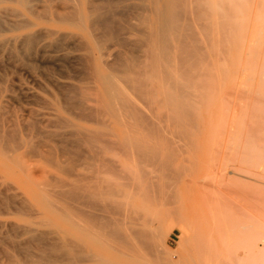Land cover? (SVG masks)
Returning a JSON list of instances; mask_svg holds the SVG:
<instances>
[{
	"label": "rangeland",
	"instance_id": "374dc122",
	"mask_svg": "<svg viewBox=\"0 0 264 264\" xmlns=\"http://www.w3.org/2000/svg\"><path fill=\"white\" fill-rule=\"evenodd\" d=\"M26 1L0 0V264H261L264 0H236L242 5L227 0L230 12L226 0H199L202 9L208 5L209 14L205 8L200 12L212 16L214 24L212 17L209 21L202 14L200 20L195 12L187 19L201 26V34L218 26L222 31L226 25L227 33L221 34L228 47L215 37L219 31L213 30L218 34L212 32L207 45L202 43L208 34L196 32L201 42L197 39V45L210 49L201 48V54L205 50L210 55L194 57L207 56L202 62L191 57L187 62L179 55L183 64L177 62L176 52L169 53L173 60L163 52L162 59L157 58L163 45L149 35L157 27L156 14L149 9L153 0L145 1V11L139 8L141 0ZM96 7L109 10L108 26L91 24L100 12ZM233 8L237 13L228 16ZM216 11L223 13L219 12L221 19ZM64 16L68 19L62 20ZM26 34L35 37L30 45L19 42ZM179 39L180 35L175 41ZM178 41L173 44L182 42ZM214 57H220L217 64L211 63ZM160 66L168 69H163L165 75ZM182 69L192 71L185 75ZM109 73L120 75L124 89L130 79L140 82L145 91L141 98L146 100L142 103L153 109L138 104L136 91L116 99L110 95L104 80ZM176 77L188 89L182 86L184 100L177 96L186 111L190 108L188 114L192 111L189 117L182 111L183 117H192L182 118L184 123L181 100L174 95L175 104L171 99L169 82L174 87ZM171 117L181 122L172 123ZM233 145L239 147L234 150ZM127 230L143 238L135 243L139 253L135 247L137 254L130 251L129 256L127 250L133 246L119 249L111 235ZM253 244L263 250L259 256L252 254ZM92 252L93 262L79 263L80 254L85 258Z\"/></svg>",
	"mask_w": 264,
	"mask_h": 264
},
{
	"label": "bare ground",
	"instance_id": "6f19581e",
	"mask_svg": "<svg viewBox=\"0 0 264 264\" xmlns=\"http://www.w3.org/2000/svg\"><path fill=\"white\" fill-rule=\"evenodd\" d=\"M142 1V4H140L141 6L139 7V8H143V11H145V9H147L146 7H147V5H146V0H141ZM146 1V2H145ZM210 1V0H209ZM212 1H214V0H212ZM217 1V0H216ZM219 1V0H218ZM225 1V0H224ZM232 1H234V0H231V2ZM252 1V0H251ZM150 2V1H149ZM192 2H195V6L192 4ZM221 2L222 1H220V4H221ZM226 2H227V0L224 2L225 3V7H226ZM231 2H230V6H231ZM234 2H237L236 0L234 1ZM233 2V3H234ZM239 2H241V1H239ZM239 2H237V3H239ZM246 2V1H245ZM247 2H248V0H247ZM254 2V1H253ZM19 3H21V4H27V1L26 0H19ZM152 8H150L149 7V9H151V10H154V13L156 14V21H157V27L155 28V30H153L152 31V29H151V34H149V35H151V36H153V38H156L155 39V42H156V40L158 41V45H160V44H162L163 45V47H162V50L163 51H161V52H159V53H161V55H159V53H158V56H157V58L159 59V60H161L160 58H159V56H163V54H164V56H167L166 54H171L172 52H174V53H172L173 55L175 54V52L177 53V55L179 56V55H181L182 57H184L183 59L186 61V60H188L190 57H191V59H193L194 57H199V56H201V55H204L203 53H205V50H206V48H207V46L206 47H204V48H202L203 46L202 45H200L201 44V42L199 41L200 40V38L198 39V38H195L196 37V35H198V34H196V32L198 33V32H200V34H201V30L202 29H200L201 28V26L200 25H198L197 23H195V25L191 22V20L189 21V19H187L188 17H186L187 16V14L188 15H190L189 17H194V15H193V13L192 12H195V16L196 17H199V19L201 20V18L202 17H206V15H205V13H203V12H200V10H203L204 8L206 9V7H208V5H206L203 9H202V7L204 6V3H201L199 0H166V1H159V0H153L152 2ZM218 3V2H217ZM243 3V2H242ZM210 4H211V2H210ZM236 4V3H235ZM240 5H242L241 3H239ZM247 4V3H246ZM76 5H78V4H76ZM224 5V4H223ZM211 6H213L212 8L215 10V5H210V7ZM236 6V5H235ZM247 6V5H246ZM249 6V5H248ZM253 6V5H252ZM252 6H250V7H252ZM227 7H229V5L227 4ZM226 7V8H227ZM234 7V6H233ZM241 7V6H240ZM132 8V7H131ZM190 8H194V11H190L189 9ZM244 8V7H243ZM246 8H248V7H246ZM100 9V12H97V14L92 18V19H90V21H91V24L92 25H98V26H108L109 24H110V22H109V19L107 18V14L106 13H108L109 12V10L106 8V9H102V8H100V7H96V11L97 10H99ZM229 9V10H228ZM227 9V11H229L230 12V9H231V7H229ZM188 10H189V12H188ZM192 10V9H191ZM244 10V9H243ZM218 11V10H217ZM216 11V12H217ZM225 11V10H224ZM234 11H236L234 8H233V11L231 10V12H232V14L231 13H229L228 14V16L229 15H232L233 16V12ZM153 12V11H152ZM204 12H206V14H209V11L207 12V9L206 10H204ZM210 12H211V10H210ZM220 13H222L221 11H219ZM219 12H217L218 14H217V16L218 15H220V13ZM226 12V11H225ZM212 13V12H211ZM210 13V14H211ZM236 13H237V11H236ZM251 13V12H250ZM202 14H204L205 16H202ZM223 14V13H222ZM227 14V13H226ZM81 15V14H80ZM202 17H201V16ZM211 15H213V16H215V14H211ZM251 15V14H250ZM77 16H79V15H77ZM231 16V17H232ZM235 16V15H234ZM201 17V18H200ZM209 17V18H208ZM208 17H206V20L207 19H209V21H210V18L212 17V16H208ZM219 17V16H218ZM222 17V16H221ZM149 18V17H148ZM190 18V19H191ZM220 18V17H219ZM234 18V17H233ZM65 19H68V17L67 16H64L63 18H62V20H65ZM79 19H80V16H79ZM78 19V20H79ZM82 19L83 18H81V21H82ZM115 19V18H114ZM146 19V18H145ZM221 19V18H220ZM25 20V19H24ZM186 20H188V21H186ZM215 23L216 22H218L217 21V19H216V16H215ZM223 20V19H222ZM221 20V21H222ZM248 20V19H247ZM203 21H204V18H203ZM224 21H226V20H224ZM1 22V21H0ZM212 22H213V24H214V21H213V17H212ZM231 22H232V20H231ZM236 22V21H235ZM234 22V23H235ZM114 23V22H113ZM116 23V22H115ZM141 23V22H140ZM149 23H151V22H149ZM205 23H206V21H205ZM211 23V22H210ZM227 23H229V21L228 22H224L223 24H227ZM233 23V22H232ZM209 23L207 22V25H208ZM213 24H211V28H213L214 26H213ZM236 24V23H235ZM252 24H253V22H252ZM84 25V24H83ZM227 25H229V24H227ZM245 25V24H244ZM249 25V24H248ZM82 26V25H81ZM114 26V25H113ZM150 26V25H149ZM192 26H194V27H192ZM209 26V25H208ZM218 26V25H217ZM225 27L223 28L224 30H226V31H224V30H218L219 32H220V34H218V33H216V32H218L216 29H218L219 28V26L217 27V28H214V29H212V31H211V29H210V26H209V31H211V33L213 32V30H216V32L214 31L212 34H213V36H214V34H218V35H215V37L216 38H220V41L221 42H224L223 40H224V36H222V34H221V32L223 33V31L224 32H226L227 33V27H226V25H224ZM232 26H233V24H232ZM194 28V30H192ZM236 28V27H235ZM154 29V28H153ZM200 29V30H199ZM187 31L188 32V30H190V32L187 34L186 32V34H184V31ZM196 30H198V31H196ZM236 30V29H235ZM264 30V29H263ZM193 33H192V32ZM204 31V30H203ZM231 31V30H230ZM237 31V30H236ZM235 31V32H236ZM239 31V30H238ZM243 31V30H242ZM244 31H245V29H244ZM247 31V30H246ZM253 31V30H252ZM255 31H257V30H255ZM208 32V31H207ZM202 33L201 34V36L203 37L205 34H208V35H211V33L210 32H208V33ZM263 32V31H262ZM261 32V33H262ZM242 33H244V32H242ZM246 33V32H245ZM244 33V34H245ZM196 34V35H195ZM243 34V36H245V35H247V34H245L244 35ZM256 34V33H255ZM25 35V34H24ZM181 36L182 37V39H179V41L178 40H176L175 41V39H178V36ZM207 35V37L206 36H204L203 37V40H205L206 39V41H203V42H205V43H202V44H204V45H207V41H209L210 39V37H212V35L211 36H208ZM219 35H221L220 37H219ZM237 35V34H236ZM241 35V34H240ZM200 36V37H201ZM218 36V37H217ZM262 36V35H261ZM100 37V36H99ZM213 38V39H215L214 41L216 42V45H217V43H220V42H217L218 40L216 39V38ZM223 39H222V38ZM237 37H238V35H237ZM242 37V36H241ZM34 36L33 35H27L26 34V36H24L23 37V39L21 40L20 39V41L19 42H22L23 41V43H25V45L26 44H31L32 43V41L34 40ZM205 38V39H204ZM207 38H208V40H207ZM230 38V37H229ZM245 38V37H244ZM243 38V39H244ZM174 41H173V40ZM198 39V40H197ZM227 39H228V37H227ZM227 39H225V40H227ZM239 39V38H238ZM237 39V40H238ZM242 39V38H241ZM249 39V38H248ZM173 42H172V41ZM188 40V41H187ZM196 40L197 41H199L200 42V44H198L197 45V43H196ZM217 40V41H216ZM240 40V39H239ZM180 42V41H182L181 43H178V44H176V45H174L173 43H175V42ZM212 42H213V40H211ZM243 42H244V40H242ZM211 42V43H212ZM215 42H213V45H214V43ZM196 43V44H195ZM225 43V42H224ZM251 43V42H250ZM222 44V43H221ZM221 44H219L220 46H221ZM237 44H238V42H237ZM225 45H226V43H225ZM200 46H202L201 48L202 49H205L203 52H202V54H201V48H200ZM220 46H217V47H219V48H222V47H220ZM224 46V45H223ZM227 46V45H226ZM226 46H224V47H226ZM223 47V48H224ZM228 47V46H227ZM242 47V46H241ZM30 48V47H29ZM159 48V47H158ZM232 48V47H231ZM256 48V47H255ZM254 48V49H255ZM209 49V48H208ZM239 49V48H238ZM210 50V49H209ZM209 50H206V52H208ZM215 50V49H214ZM221 50H223V49H221ZM226 51H227V49H225ZM256 50V49H255ZM260 50H261V46H259V51L258 52H260ZM212 51V50H211ZM245 51H246V49H245ZM253 51V50H252ZM162 52H163V54H162ZM257 52V53H258ZM151 53V52H150ZM222 53H225L224 51L222 52ZM254 53H255V51H254ZM256 53V54H257ZM170 54L168 55L169 56V58H170V60L172 59L173 60V58H171V56H170ZM206 55H210V53H205ZM213 54V53H212ZM242 54V53H241ZM256 54H255V56H256ZM260 54V53H259ZM215 55H217V54H215ZM153 56H156V55H153ZM167 56V57H168ZM178 56H176V59H177V62L179 63V61H180V63L181 64H183V63H185V62H181V60H183L182 59V57H178ZM149 57H151L150 55H149ZM209 57V56H208ZM252 57H253V55H252ZM152 58V57H151ZM154 58V60H152V59H150V60H152V61H154V62H156V57H153ZM185 58H187V59H185ZM205 58H207V56L206 57H204V58H201L202 60L204 59V60H206ZM216 58L217 57H214V59L213 58H211L212 59V62H211V60H209V59H207V60H209L211 63H214V62H216L217 60H216ZM220 57H218L217 59H219ZM222 58V57H221ZM157 59V60H158ZM163 59H165V58H163ZM168 59V58H167ZM197 59H200V58H197ZM196 58H194V60H197ZM201 59H200V62H202L201 61ZM256 58H254V60H255ZM183 60V61H184ZM203 60V61H204ZM215 60V61H214ZM253 60V62H255V61H257V60H255L254 61ZM152 61H151V64H152ZM191 62V60H188L187 62ZM193 61V60H192ZM209 61H207V62H209ZM248 61V60H247ZM250 61V60H249ZM153 62V65H157L156 63H154ZM174 62H175V60H174ZM199 62V61H198ZM198 62L197 61H195V63H197L198 64ZM258 62V61H257ZM195 63L193 62L192 64L195 66ZM147 64V63H146ZM149 64V63H148ZM147 64V65H148ZM150 64V65H151ZM167 64V63H166ZM196 64V65H197ZM216 64H217V62H216ZM160 65V64H159ZM170 66H171V64H169ZM189 65V64H188ZM200 64H198V66H199ZM207 65H210V63H208ZM215 65V64H214ZM254 65H256L255 63H254ZM253 65V66H254ZM219 66V65H218ZM239 66V65H238ZM237 66V67H238ZM257 66V65H256ZM260 66H261V64H260ZM154 67V66H153ZM159 66H156V68H158ZM168 67V66H167ZM189 67H191V65L189 66ZM216 68L215 69H219V67L217 68V65L215 66ZM221 67V66H220ZM240 67V66H239ZM238 67V68H239ZM249 67H251V65L249 66ZM140 68H142V67H140ZM150 68V67H149ZM160 68H161V66H160ZM159 68V69H160ZM208 68V67H207ZM210 68V67H209ZM211 68H213V67H211ZM222 68V67H221ZM220 68V69H221ZM248 68V67H247ZM148 69V68H147ZM164 69V66H163V68H161L160 69V71L162 70L163 72H161V73H164V70L165 69H167L166 68V66H165V69ZM169 69H170V67H169ZM249 69V68H248ZM173 70V69H172ZM182 70H184V69H182ZM203 70H205V69H203ZM222 70H223V68H222ZM221 70V71H222ZM238 70H242L243 71V69L241 68H239ZM253 70H255V67H254V69ZM257 70V69H256ZM150 71V70H149ZM160 71H159V73H160ZM167 71H168V69H167ZM188 71H192L191 69L190 70H186V72H185V70H184V72H183V74H187V73H189ZM146 72H148V71H146ZM174 72H176V71H174ZM173 72V73H174ZM193 72H195V71H193ZM198 72V70H196V73ZM208 72H210V71H205V73H208ZM216 72V71H215ZM214 72V73H215ZM264 72V71H263ZM133 73V72H132ZM157 73V72H156ZM160 73V75H162ZM166 73V72H165ZM165 73H164V75H165ZM169 73V72H168ZM181 73H182V71H181ZM192 73V72H191ZM195 73V74H196ZM212 73V72H211ZM217 73V72H216ZM122 74V73H121ZM140 74V73H139ZM153 74H154V72H153ZM158 74V73H157ZM156 74V75H157ZM194 74V73H193ZM198 74V73H197ZM196 74V75H197ZM132 75H134V73L132 74ZM138 75V74H137ZM159 75V74H158ZM174 75V74H173ZM175 75H178V74H175ZM174 75V76H175ZM185 75L183 76L182 75V80H185V82H189L190 83V78H186L185 77ZM209 75H211V74H209ZM118 76H120V75H116V74H114V73H109V74H106L105 76H104V80H105V85H106V90H107V92L110 94V95H112L115 99L119 96V95H121V93H122V95H123V93L124 94H132L133 93V91H136V93H137V95H134L135 96V98H138V100H140V101H138V102H136V105H137V103L138 104H140V103H144V100L141 98L143 95L142 94H145V91H144V89L142 88V85H141V83L140 82H135L134 81V79H130L128 82H129V84L128 85H125V89H124V86H122V84H123V82H122V84L118 81L119 79H118ZM135 76V75H134ZM155 76V75H154ZM169 76V75H168ZM168 76L166 77V78H168ZM171 76V75H170ZM198 76H201V73L199 74V75H197V77ZM123 77H126V76H124L123 75ZM123 77H121V78H123ZM149 77V76H148ZM157 77V76H156ZM184 77V78H183ZM196 77V78H197ZM255 76H253L252 77V79L254 78ZM260 77V76H259ZM136 78H137V76H136ZM160 78H162V76H160ZM164 78H165V76H164ZM165 78V79H166ZM172 78V77H171ZM175 78V77H174ZM199 78V77H198ZM209 78V80H210V77H208ZM230 78V76L228 77V79ZM232 78V77H231ZM158 79V81H159V77L157 78ZM176 79H177V82L178 83H175L174 84V87H173V84H171L172 83V80H171V83L169 82V84L171 85V87H172V89L171 90H173V92L172 93H174L173 95L171 94V91H169L168 92V90L166 91L167 93H169L170 95H172V97L171 96H169V97H171V99H173L174 98V100L176 101L175 102V104H177V100L178 99H180V97H182V99H183V95H184V97H185V93H183L184 91H182V86L184 87L185 86V84H183V85H181V83H179L180 81H181V79H180V81L178 80L179 78L178 77H176ZM175 79V80H176ZM186 79H188V80H186ZM202 79V78H201ZM219 79H221V78H219ZM218 79V80H219ZM222 79H224V78H222ZM247 79V78H246ZM249 79V78H248ZM128 80V79H127ZM138 80H139V78H138ZM156 80V79H155ZM154 80V81H155ZM162 80H164V79H162ZM169 80V79H168ZM167 80V81H168ZM214 80H216V77H215V79ZM251 80V79H250ZM254 80V79H253ZM253 80H251V81H253ZM260 80H262V79H260ZM146 81V80H145ZM152 81V80H151ZM157 81V80H156ZM155 81V82H156ZM166 81V82H167ZM116 82H119V85H121L122 87H123V89H122V87L121 86H119V88L120 89H122V90H120L117 86V84H116ZM127 82V81H126ZM154 82V83H155ZM182 82V81H181ZM200 82H201V80H200ZM203 82V81H202ZM201 82V83H202ZM215 82V81H214ZM220 82V81H219ZM241 82V81H240ZM193 83H194V81H193V78H192V82H191V84L193 85ZM197 83V82H196ZM204 83H206V82H204ZM212 83V82H211ZM243 83V82H242ZM153 84V83H152ZM159 84V83H158ZM161 84V83H160ZM168 84V85H169ZM198 84V83H197ZM200 84V83H199ZM251 84V83H250ZM188 85V84H187ZM203 85V84H202ZM235 85V84H234ZM245 85V84H244ZM252 85V84H251ZM144 86V85H143ZM148 86V85H147ZM155 86V85H154ZM189 86H190V84H189ZM193 86H195V85H193ZM198 86V85H197ZM197 86H196V88H197ZM201 86V85H200ZM220 86H222V84H220ZM145 87V86H144ZM153 87V86H152ZM164 87H166V86H164ZM199 87V86H198ZM206 87V86H205ZM213 87V86H212ZM224 86H222V87H220V89L221 88H223ZM226 87V86H225ZM243 87V86H242ZM160 88V87H159ZM167 88V87H166ZM200 88V87H199ZM199 88H197L196 89V91L199 89ZM204 88V87H203ZM216 88V87H215ZM184 89H186V90H188L187 88H185L184 87ZM201 89V88H200ZM206 89V88H205ZM210 90H212L211 88H209ZM217 89V88H216ZM162 90H164V89H162ZM228 90V89H227ZM247 90V89H246ZM121 91H123V92H121ZM165 91V90H164ZM192 91V90H191ZM202 91V90H201ZM200 91V92H201ZM217 92H219L218 90H216ZM216 91H215V93H216ZM244 91V90H243ZM247 91H249V90H247ZM187 92V91H186ZM226 92V91H225ZM135 93V94H136ZM161 93V92H160ZM167 93L165 94V96L167 95ZM176 93V94H175ZM189 92H187V94H188ZM197 93H198V91H197ZM227 93V92H226ZM232 93V92H231ZM244 93H245V91H244ZM134 94V93H133ZM146 94H149V90L147 91V93ZM162 94H163V92H162ZM179 94V96L180 97H178L177 95ZM190 94V93H189ZM218 94V93H217ZM228 94V93H227ZM247 93H245V95H246ZM255 94V93H254ZM257 94H259V93H257ZM174 95H176L177 96V100H176V98H175V96ZM191 95V94H190ZM204 95V94H203ZM134 96H132L133 98H134ZM153 96H155V94L153 95ZM193 96V95H192ZM196 96V95H195ZM200 96V95H199ZM202 96V95H201ZM205 96V95H204ZM125 97V101H126V99H128L126 102H127V104H128V102H129V99L130 98H128V97H126V96H124ZM123 96L122 97H120L121 99L122 98H124ZM164 97V96H163ZM167 97V96H166ZM169 97L167 98V99H169ZM246 97V96H245ZM263 97V96H262ZM120 98H118V100L120 99ZM143 98H145V97H143ZM148 98H150L151 99V95H150V97H148ZM187 98H188V96H187ZM150 99H148V103H150ZM162 99V98H161ZM202 99H203V97H202ZM255 99V98H254ZM111 100V99H110ZM136 100V99H135ZM141 100H143V101H141ZM181 100V99H180ZM184 100V99H183ZM256 100H257V98H256ZM112 101V100H111ZM122 101V100H121ZM124 101V100H123ZM146 101V100H145ZM165 101H166V103H167V100H164V105L166 104L165 103ZM189 101V100H188ZM205 101V100H204ZM260 101L262 102V100L260 99ZM116 102V101H115ZM125 102V103H126ZM135 102H133V103H135ZM170 102V101H169ZM183 101L181 100V104L182 105H180V101H179V104L178 105H180L181 107H179L180 108V116H182L183 115V113H185L186 115H188V117L189 116H191V115H189V114H192V111L191 112H189V114H188V110L190 109L189 108V106L187 107V108H189L187 111L183 108V104L184 103H182ZM189 102H191V101H189ZM206 102V101H205ZM226 102V101H225ZM132 103V101L131 102H129V105H132L133 106V104H131ZM143 103L141 104V106L143 105ZM156 103V102H155ZM172 103V102H171ZM192 103V102H191ZM113 104V103H112ZM121 104H123V102L121 103ZM121 104H120V106H121ZM152 104V103H151ZM159 104V103H158ZM170 103H168V105H169ZM247 104V103H246ZM117 105V104H116ZM166 105L165 106V108H169V106L171 107V105ZM174 105V104H173ZM178 105H177V107H178ZM118 107H119V103H118V105H117ZM117 106H116V109H117ZM131 106V107H132ZM140 106V107H141ZM168 106V107H167ZM176 106V105H175ZM239 106V105H238ZM114 107H115V105H114ZM134 107V106H133ZM132 107V108H133ZM142 107H147V105L145 106V105H143ZM141 107V108H142ZM148 107H150V106H148ZM153 107V106H152ZM173 107V106H172ZM122 108H123V106H122ZM131 108V109H132ZM164 108V109H165ZM175 108V107H174ZM186 108V109H187ZM192 108V107H191ZM224 108V107H223ZM223 108H221V110L223 109ZM260 108V107H259ZM121 109V108H120ZM129 109H130V107H129ZM146 109V108H145ZM151 109H153V108H151ZM151 109H149L150 111H151ZM170 109V108H169ZM176 109V108H175ZM178 109V108H177ZM177 109L175 110V111H177ZM146 110H148V108L146 109ZM148 110V111H149ZM174 110V109H173ZM186 111V112H183L182 113V111ZM235 110V109H234ZM120 111V110H119ZM136 111V110H135ZM139 111V110H138ZM148 111H146V112H148ZM153 111V110H152ZM165 111H166V109H165ZM174 111V112H175ZM179 111L177 112L178 114H179ZM193 111H194V109H193ZM256 111V110H255ZM116 112V111H115ZM124 112V111H123ZM141 112V111H140ZM139 112V113H140ZM145 112V111H144ZM173 112V111H172ZM195 112V111H194ZM222 112V111H221ZM152 113V112H151ZM168 113V112H167ZM181 113H182V115H181ZM127 114H129V113H127ZM170 114V113H169ZM175 114V113H174ZM185 114L183 115V116H185ZM255 114H257L258 115V112H256ZM261 114H262V112H261ZM134 115H135V113H134ZM133 115V116H134ZM142 115V114H141ZM150 115V114H149ZM165 115V114H164ZM168 115V114H167ZM167 115H166V117H167ZM177 115V114H176ZM196 115H198V114H196ZM263 115V114H262ZM261 115V116H262ZM133 116H131L132 117V119L134 118ZM159 116H160V113H159ZM180 117V119L181 120H183L182 118H185L184 120H186V121H189L190 120V118H192V117H190L189 118V120H188V118H187V116L186 117ZM222 116V115H221ZM121 117V116H120ZM125 117V116H124ZM130 117V116H129ZM131 117H130V120H131ZM136 117V116H135ZM139 117H142V116H140L139 115ZM169 117V116H168ZM177 117H178V115H177ZM176 117V118H177ZM195 117H197V116H195ZM143 118V117H142ZM165 118V117H164ZM172 118V117H171ZM171 118H170V120H171ZM174 118V117H173ZM173 118H172V123L173 122H175V121H179V122H181V120L180 119H178V120H176V119H174V121H173ZM194 118V117H193ZM221 118V117H220ZM223 118H224V116H223ZM233 118V117H232ZM135 119V118H134ZM133 119V120H134ZM144 119V118H143ZM154 119V118H153ZM153 119H150V120H152L153 121ZM166 119V118H165ZM225 119V118H224ZM224 119H223V121L222 122H224ZM235 119V118H234ZM126 120H127V118H126ZM149 120V121H150ZM155 120V119H154ZM169 120V119H168ZM184 120L182 121L183 123H184ZM233 120V119H232ZM140 121V120H139ZM145 121V120H144ZM152 121H150V123L152 122ZM156 121H157V119H156ZM186 121H185V124H186ZM194 121V120H193ZM167 122V121H166ZM221 122V119H220V121H219V123ZM233 122V121H232ZM255 122H256V120H255ZM136 123V122H135ZM149 123V122H148ZM171 123V124H172ZM191 123H192V121H191ZM234 123H235V121H234ZM177 124V123H176ZM190 124V123H189ZM221 124V123H220ZM236 124V123H235ZM149 125V124H148ZM192 125V124H191ZM233 125V124H232ZM237 125V124H236ZM146 126V125H145ZM152 126V125H151ZM181 126V125H180ZM185 126V125H184ZM221 126H222V124H221ZM226 126V125H225ZM224 126V127H225ZM147 127V126H146ZM237 127H238V125H237ZM250 127V126H249ZM234 128V127H233ZM263 128V127H262ZM190 129V128H189ZM197 129V128H196ZM225 129V128H224ZM235 129V128H234ZM239 129V128H238ZM237 129V130H238ZM219 130V129H218ZM249 130H250V128H249ZM248 130V133L250 132ZM253 130V129H252ZM251 130V131H252ZM260 130V129H259ZM156 131V130H155ZM242 132H243V130H241ZM256 130H254V132H255ZM151 132H153V131H151ZM178 132V131H177ZM235 132V131H234ZM144 133H146V132H144ZM154 133V132H153ZM176 133V132H175ZM193 133V132H192ZM236 133V132H235ZM234 133V134H235ZM253 133V132H252ZM149 134H150V132H149ZM253 134H255V133H253ZM148 135V134H147ZM146 135V136H147ZM173 135V134H172ZM230 135V134H229ZM237 135V133L235 134V135H233V137L235 136V137H237L236 136ZM250 135V134H249ZM187 136V135H186ZM240 136H242L241 134H240ZM250 136H252V134L250 135ZM250 136H249V138H250ZM255 136V135H254ZM238 137H239V135H238ZM237 137V138H238ZM242 137H244V136H242ZM176 138H178V137H176ZM245 138V137H244ZM248 138V137H247ZM260 139V138H259ZM174 140V139H173ZM249 140V139H248ZM125 141H127V140H125ZM179 141V140H178ZM247 141V140H246ZM233 142H235L234 140H233ZM245 143V142H244ZM248 143H250V142H247V144L246 145H248ZM256 143V142H255ZM182 144V143H181ZM236 144V143H235ZM239 144V143H238ZM127 145V144H126ZM185 145V144H184ZM136 146V145H135ZM138 146V145H137ZM236 147L238 146V145H235ZM234 145H233V149L234 150H236L234 147H235ZM129 147V146H128ZM132 147H133V145H132ZM147 147V146H146ZM181 147H182V145H181ZM229 147V146H228ZM239 147V146H238ZM135 148V147H134ZM150 148V147H149ZM155 148V147H154ZM232 148V147H231ZM130 149V148H129ZM138 149V148H137ZM169 149V148H168ZM176 149H178V148H176ZM233 149H231V150H233ZM248 149V148H247ZM139 150H140V148H139ZM145 150H147V148L145 149ZM182 150V149H181ZM128 151V150H127ZM142 151V150H141ZM173 151V150H172ZM238 151H239V149H238ZM132 153H134V150H132L131 151ZM147 152V151H146ZM145 152V153H146ZM165 152H167L166 150H165ZM264 152V151H263ZM145 153H143L144 155H146ZM151 153V152H150ZM170 153V152H169ZM168 153V154H169ZM246 153V152H245ZM248 153V152H247ZM135 154V153H134ZM173 153H171V155H172ZM261 154V153H260ZM142 157H145V156H142ZM148 157V155L146 156V158ZM152 157V156H151ZM264 157V156H263ZM146 158H144V159H146ZM147 160V159H146ZM148 161H149V159H148ZM155 161V160H154ZM157 161V160H156ZM240 161V160H239ZM150 162V161H149ZM248 162V161H247ZM164 163V162H163ZM235 167V166H234ZM240 167V166H239ZM241 169V168H240ZM249 181V180H248ZM251 181V180H250ZM252 182V181H251ZM122 214V213H121ZM120 215V214H119ZM129 215V214H128ZM127 215V216H128ZM123 217V216H122ZM124 217L126 218V215H124ZM120 219V218H119ZM118 219V220H119ZM133 219V218H132ZM117 220V221H118ZM120 220H123V219H120ZM129 230V229H128ZM123 231V232H120L119 234L120 235H118V233H117V231H114L115 233H117V234H115L113 231H112V233L114 234H111L114 238H116L117 239V242H116V244L115 245H117V247H119V249H123V250H125V248L126 247H128V246H133V247H131L132 248V250H131V248L129 249V250H127V252H128V256H129V254L131 253L130 251H133V252H135L133 249H135V247L136 246H138L137 244H136V246H135V243L137 242V239L140 237V238H142L141 237V234H140V232H138V231H133V230H131V231ZM111 232V231H110ZM110 234V233H109ZM102 236H106L107 237V234L106 235H102ZM143 236V235H142ZM139 238V239H140ZM143 239V238H142ZM134 240H135V242H134ZM128 242H129V244H128ZM134 243V244H132L131 245V243ZM142 242H143V240H142ZM145 242V241H144ZM126 243H127V246H126ZM138 243V242H137ZM146 244V246H147V241L145 242ZM124 245V246H123ZM254 245V244H253ZM252 245V248H251V250H252V254H257L258 256L263 252V250H264V247H263V250H260L259 249V245L257 246V245H254L253 246ZM141 246V245H140ZM144 247V246H143ZM138 247H136V249H137ZM127 249V248H126ZM148 249H149V247H148ZM118 251H120V250H118ZM122 251V250H121ZM139 251V248H138V250H137V252ZM126 252V251H125ZM130 252V253H129ZM137 252H135V253H133V254H137ZM82 253V252H81ZM139 253V252H138ZM87 257V258H86ZM85 258H84V254H80V256H78L77 258H79V263H81V262H83V261H89V262H93L94 260H95V258H96V255H95V253H91V254H89V255H87ZM131 258H132V254H131V256H130ZM135 257V256H134ZM138 258H139V256H138ZM141 258V257H140ZM135 260V259H134ZM139 261V260H138ZM261 264H264V258H262L261 259Z\"/></svg>",
	"mask_w": 264,
	"mask_h": 264
}]
</instances>
